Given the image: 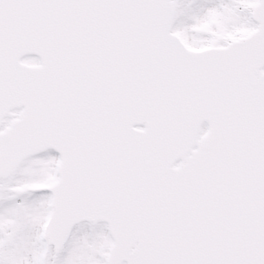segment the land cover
I'll return each mask as SVG.
<instances>
[{"label":"snow or ice","instance_id":"1","mask_svg":"<svg viewBox=\"0 0 264 264\" xmlns=\"http://www.w3.org/2000/svg\"><path fill=\"white\" fill-rule=\"evenodd\" d=\"M0 264H264V0H0Z\"/></svg>","mask_w":264,"mask_h":264}]
</instances>
